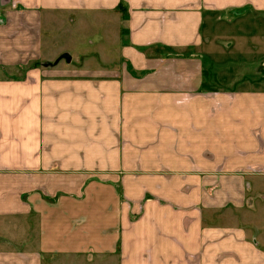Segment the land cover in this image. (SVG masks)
<instances>
[{
  "label": "crops",
  "instance_id": "1",
  "mask_svg": "<svg viewBox=\"0 0 264 264\" xmlns=\"http://www.w3.org/2000/svg\"><path fill=\"white\" fill-rule=\"evenodd\" d=\"M0 264H264V0H0Z\"/></svg>",
  "mask_w": 264,
  "mask_h": 264
},
{
  "label": "rangeland",
  "instance_id": "2",
  "mask_svg": "<svg viewBox=\"0 0 264 264\" xmlns=\"http://www.w3.org/2000/svg\"><path fill=\"white\" fill-rule=\"evenodd\" d=\"M42 30L43 50L49 54L67 52L73 57V63L80 56L87 68H105L117 60L119 43L114 37L117 25L106 15L90 14L50 21ZM59 58L53 63L60 61L63 66L66 60Z\"/></svg>",
  "mask_w": 264,
  "mask_h": 264
},
{
  "label": "trees",
  "instance_id": "3",
  "mask_svg": "<svg viewBox=\"0 0 264 264\" xmlns=\"http://www.w3.org/2000/svg\"><path fill=\"white\" fill-rule=\"evenodd\" d=\"M117 10L122 12L123 14L126 13V8L123 7L122 3H119L117 6Z\"/></svg>",
  "mask_w": 264,
  "mask_h": 264
},
{
  "label": "water",
  "instance_id": "4",
  "mask_svg": "<svg viewBox=\"0 0 264 264\" xmlns=\"http://www.w3.org/2000/svg\"><path fill=\"white\" fill-rule=\"evenodd\" d=\"M61 58H63V59H65L66 60V62L68 61L69 62V56L68 55H66V54H64V55H62V57ZM57 62V61H56ZM55 62V63H56Z\"/></svg>",
  "mask_w": 264,
  "mask_h": 264
}]
</instances>
